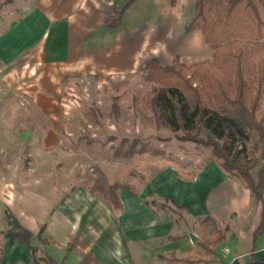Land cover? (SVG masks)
<instances>
[{
	"label": "crops",
	"instance_id": "1",
	"mask_svg": "<svg viewBox=\"0 0 264 264\" xmlns=\"http://www.w3.org/2000/svg\"><path fill=\"white\" fill-rule=\"evenodd\" d=\"M10 1L0 17V81L9 90L29 94L45 113L68 75L103 78L140 68L146 72L152 59L163 66L173 62L168 52L162 59L156 54L160 43L147 41L155 23L147 26L146 20L160 14L161 5L174 7L178 0L175 5L171 0H136L118 27H108L107 21L129 0ZM146 4L149 14L143 19ZM1 141L0 134V146ZM187 174L184 168H170L144 190L121 191L117 195L121 208L115 212L84 187L70 193L58 187L35 190L33 181L19 186L11 176H3L0 167V264H35L29 249L7 233V208L33 233L39 255L58 264H161L160 257L168 254L181 260L195 248L192 225L207 216L232 222L223 241L234 245L227 247L222 259H229V264H246L252 257L264 260V246L260 247L264 232L255 238L262 206L245 184L217 161H207L191 178H184ZM151 197L158 201L171 197L187 207L185 219L151 208L146 204ZM41 225H46L44 235L54 243L41 242Z\"/></svg>",
	"mask_w": 264,
	"mask_h": 264
},
{
	"label": "rangeland",
	"instance_id": "2",
	"mask_svg": "<svg viewBox=\"0 0 264 264\" xmlns=\"http://www.w3.org/2000/svg\"><path fill=\"white\" fill-rule=\"evenodd\" d=\"M10 2L0 0V17ZM258 5L264 22V0H259ZM146 8L141 14L143 19L149 14L148 5ZM194 9L195 0H178L174 7L161 5L160 14L146 18L147 26L155 23L154 33L145 32L147 41L160 43L161 49L155 52L161 53V59L168 52L187 65L212 61L214 51L205 42L201 29L186 32ZM263 58L264 49L256 54L255 61ZM146 75L141 68L132 74L103 78L68 75L60 83L56 101L47 105L49 113L43 112L29 94L9 90L0 81L3 176H11L19 186L31 180L35 190L58 187L70 193L81 186L106 201L112 198V192L118 195L125 189L137 192L148 188L153 178L170 168H184L187 179L207 161H215L210 148L181 140L182 132L175 133L157 121L151 103L152 85L145 81ZM115 102L118 114L113 112ZM258 116L264 117V91ZM135 140L139 142L129 153V145ZM263 146L264 140L250 133L246 147L256 164L252 170L255 178L263 163ZM173 210L170 213L174 218L185 219L183 210ZM231 224L230 220L216 222L222 232ZM192 227L197 239L191 238L195 248L187 254L188 263L168 254L160 257L161 264H229V259L222 256L234 242L226 240L214 245L217 232L212 222H195ZM33 243L37 244V239Z\"/></svg>",
	"mask_w": 264,
	"mask_h": 264
},
{
	"label": "trees",
	"instance_id": "3",
	"mask_svg": "<svg viewBox=\"0 0 264 264\" xmlns=\"http://www.w3.org/2000/svg\"><path fill=\"white\" fill-rule=\"evenodd\" d=\"M136 0H129L107 21L108 27H118L125 11ZM175 5L177 0H171ZM259 0H195V10L186 32L200 28L205 42L214 51L212 61L187 65L175 57L173 63L163 66L152 59L146 65L145 81L152 85L151 103L158 122L182 132L181 140L210 148L215 161L231 176L240 179L251 191L254 200L261 204V222L255 238L264 232V146L262 166L257 177L252 174L256 164L250 157L246 141L250 133L264 140V117L258 110L264 91V58L255 56L264 49V38ZM262 63V64H261ZM118 114L119 105L113 104ZM135 140L129 145L133 150ZM129 155V154H128ZM107 204L121 208L118 196L112 192ZM146 204L158 210L174 212L173 208L187 210L171 197L163 201L150 199ZM5 218L7 233L13 241L26 246L35 264H58L49 256H40L33 245V233L25 228L15 214L7 208ZM212 222L217 232L214 245L230 233L229 225L224 232L217 229L216 221L207 216L200 224ZM41 225L38 237L44 244L54 243ZM176 239V238H173ZM255 246V244H254ZM204 247V246H203ZM254 254V249L252 256ZM180 261L188 263V257ZM257 261L252 257L250 264Z\"/></svg>",
	"mask_w": 264,
	"mask_h": 264
},
{
	"label": "water",
	"instance_id": "4",
	"mask_svg": "<svg viewBox=\"0 0 264 264\" xmlns=\"http://www.w3.org/2000/svg\"><path fill=\"white\" fill-rule=\"evenodd\" d=\"M191 238H192L193 241H196V239H197V237L195 235H192ZM250 264H264V260H257V261H255L253 263H250Z\"/></svg>",
	"mask_w": 264,
	"mask_h": 264
},
{
	"label": "built area",
	"instance_id": "5",
	"mask_svg": "<svg viewBox=\"0 0 264 264\" xmlns=\"http://www.w3.org/2000/svg\"><path fill=\"white\" fill-rule=\"evenodd\" d=\"M227 252H228V250H227Z\"/></svg>",
	"mask_w": 264,
	"mask_h": 264
}]
</instances>
